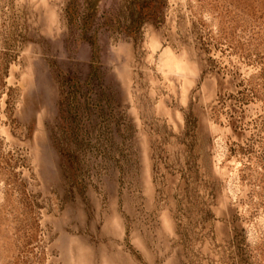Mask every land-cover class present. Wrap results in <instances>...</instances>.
<instances>
[{
    "label": "rangeland",
    "instance_id": "1",
    "mask_svg": "<svg viewBox=\"0 0 264 264\" xmlns=\"http://www.w3.org/2000/svg\"><path fill=\"white\" fill-rule=\"evenodd\" d=\"M142 1L0 0V264H264V0Z\"/></svg>",
    "mask_w": 264,
    "mask_h": 264
},
{
    "label": "trees",
    "instance_id": "2",
    "mask_svg": "<svg viewBox=\"0 0 264 264\" xmlns=\"http://www.w3.org/2000/svg\"><path fill=\"white\" fill-rule=\"evenodd\" d=\"M156 1L155 0H143L141 3H139V4H137V8L138 9H140V13H141V11H145V12H148V13H146L144 16H142L143 17V19L142 20H153V21H155L156 19V16L158 17L159 16V12H160V10L163 8V6H164V1L162 0V2L160 3V5H157V6H155L154 5V3H155ZM147 14H150L149 16L150 17H146V15ZM93 17V14L91 15V13H89L88 15H86V17L85 18H83V20H82V23H81V25H80V28H81V31H83L84 33H86V31H88V29L89 28H91L92 27V25H93V21H91L92 18ZM142 20H140V21H142ZM73 21H74V23L77 21L76 20V18L75 19H73ZM71 22V21H70ZM138 23L140 24V23H142V22H139L138 21ZM75 24H78V22H76ZM80 24V23H79ZM85 39H86V36H85ZM87 39L89 40V42H90V44L92 45V47H93V57H96L95 55H94V53H95V45H96V42H95V40L93 39L92 40V37H87ZM237 99H239V98H237ZM220 102H225L224 101V98H221L220 99ZM236 124V123H235ZM234 124V125H235ZM238 125H235V128L237 127ZM239 128H240V126H238Z\"/></svg>",
    "mask_w": 264,
    "mask_h": 264
}]
</instances>
